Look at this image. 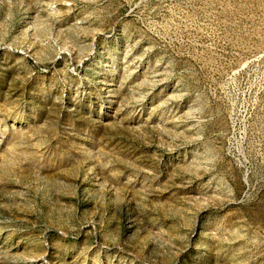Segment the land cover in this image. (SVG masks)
I'll list each match as a JSON object with an SVG mask.
<instances>
[{"label":"rangeland","instance_id":"374dc122","mask_svg":"<svg viewBox=\"0 0 264 264\" xmlns=\"http://www.w3.org/2000/svg\"><path fill=\"white\" fill-rule=\"evenodd\" d=\"M0 264H264V0H0Z\"/></svg>","mask_w":264,"mask_h":264}]
</instances>
